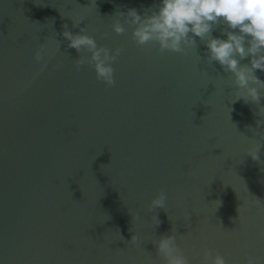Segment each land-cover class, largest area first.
Returning a JSON list of instances; mask_svg holds the SVG:
<instances>
[{
	"label": "water",
	"instance_id": "obj_1",
	"mask_svg": "<svg viewBox=\"0 0 264 264\" xmlns=\"http://www.w3.org/2000/svg\"><path fill=\"white\" fill-rule=\"evenodd\" d=\"M158 3L0 0V264H161L149 240L172 227L189 264L204 247L227 264L246 253L264 264V140L259 162L245 154L259 139L251 129L264 131V97L233 103L230 74L199 41L159 53L137 47L128 25L112 31L117 10ZM64 24L123 50L113 87L87 64L76 71L67 42L57 51ZM212 36L226 39L219 27ZM160 190L166 211L147 214Z\"/></svg>",
	"mask_w": 264,
	"mask_h": 264
},
{
	"label": "clouds",
	"instance_id": "obj_2",
	"mask_svg": "<svg viewBox=\"0 0 264 264\" xmlns=\"http://www.w3.org/2000/svg\"><path fill=\"white\" fill-rule=\"evenodd\" d=\"M115 15L118 19L112 23V31L116 35H123L124 25H128L132 28L131 39L141 49L155 44L159 53L167 51L186 55V50L196 49L199 41L206 48L205 62L209 66L218 64L223 73L230 74V88L234 89L235 96L232 102L243 100L245 104H260L264 97V80L255 73L257 70L264 72V0H159L155 10L145 9L141 14L137 9L129 8L126 11L117 10ZM80 22L73 21V27H77ZM217 27L226 39L212 36ZM62 28L63 31L59 33L62 39L55 41L57 51L61 43L67 42L66 46L79 54L74 61L76 71L87 64L94 70L98 81L107 88L113 87L115 69L112 65L123 50L98 45L94 37L86 34L85 28H80L75 34L68 29L67 24L62 25ZM53 34L54 37L57 35L55 32ZM108 35L105 32L102 37L107 38ZM44 53L45 45L41 44L34 53V60L40 63ZM84 53L90 55L85 56ZM245 59H248V63L242 64L241 61ZM43 68L44 65L40 71ZM259 121L258 125L261 124ZM251 131L259 139L245 154L259 162L264 131ZM166 199L165 192L160 190L145 206V212L151 214L157 208L166 211ZM237 212L240 215L239 207ZM136 216L131 214L132 221ZM168 219L171 221L169 216ZM150 220L155 228L162 223L157 215H151ZM256 235L258 239L264 240V229ZM183 238L184 235H179L172 227L171 233H162L149 241L161 264H189L184 249L178 243ZM137 241L138 236L133 234L128 243L136 244ZM200 255L201 264H227L225 258L214 249L204 247ZM245 256V264H258V257L247 253Z\"/></svg>",
	"mask_w": 264,
	"mask_h": 264
}]
</instances>
